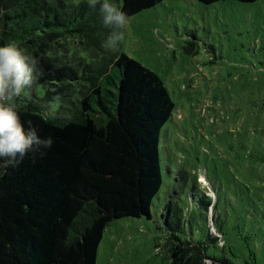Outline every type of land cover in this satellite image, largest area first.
Masks as SVG:
<instances>
[{"label": "trees", "instance_id": "trees-1", "mask_svg": "<svg viewBox=\"0 0 264 264\" xmlns=\"http://www.w3.org/2000/svg\"><path fill=\"white\" fill-rule=\"evenodd\" d=\"M161 1L112 0L128 17ZM197 1L210 5L226 0ZM115 31L122 29L104 25L100 3L0 0V46L17 45L44 72L12 103L26 132L31 127L41 139L53 140L50 148L28 152L0 176V264H96L111 222L150 219L162 185L159 135L174 105L155 73L119 46L115 51L103 46ZM190 43L187 53L196 48ZM38 88L58 96L56 110L40 104ZM263 97L260 83L258 112H264ZM253 158L254 163H242L245 177L264 173V132ZM204 193L195 192L193 184L189 202L195 216L191 209L184 217L186 210L167 203L162 214L164 264H241V258L257 264L250 244L247 254L240 249L241 212L222 207L216 193ZM194 227L196 241L180 239L179 233L192 235Z\"/></svg>", "mask_w": 264, "mask_h": 264}, {"label": "rangeland", "instance_id": "rangeland-1", "mask_svg": "<svg viewBox=\"0 0 264 264\" xmlns=\"http://www.w3.org/2000/svg\"><path fill=\"white\" fill-rule=\"evenodd\" d=\"M122 34L120 52L160 78L174 109L159 135L162 185L150 219L111 222L96 264L168 262L162 214L172 201L186 210L184 217L191 209L195 216L189 202L193 184L195 192L216 193L222 207L241 212L240 249L247 254L250 244L257 264H264V173L245 177L242 169L243 162L254 163L256 142L264 132V112L255 103L256 86L264 83V0L210 5L163 0L129 17ZM190 42L196 48L187 53ZM36 97L51 112L59 104L58 96L42 88ZM47 108L42 109L45 115ZM179 236L196 241V227L192 235ZM238 263L245 264L242 258Z\"/></svg>", "mask_w": 264, "mask_h": 264}, {"label": "clouds", "instance_id": "clouds-1", "mask_svg": "<svg viewBox=\"0 0 264 264\" xmlns=\"http://www.w3.org/2000/svg\"><path fill=\"white\" fill-rule=\"evenodd\" d=\"M88 3L89 6L100 3L105 26L123 29L128 23L127 13L112 0H88ZM122 35L120 31L112 32L103 46L115 51ZM43 75L38 61L25 54L17 45L0 46V176L6 174L8 167L17 165L28 152L50 148L53 143L51 137L41 139L34 128L30 127L26 132L12 103Z\"/></svg>", "mask_w": 264, "mask_h": 264}]
</instances>
